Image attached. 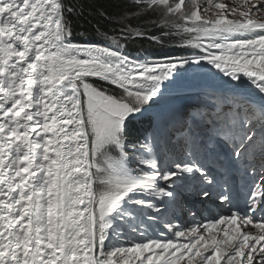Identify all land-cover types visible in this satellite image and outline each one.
<instances>
[{
    "label": "snow or ice",
    "instance_id": "6c2138e0",
    "mask_svg": "<svg viewBox=\"0 0 264 264\" xmlns=\"http://www.w3.org/2000/svg\"><path fill=\"white\" fill-rule=\"evenodd\" d=\"M121 2L0 0V264H264V0ZM89 17L118 31L74 43ZM136 39L196 52L133 58ZM194 69L232 94L162 119ZM192 181L230 214L173 225Z\"/></svg>",
    "mask_w": 264,
    "mask_h": 264
},
{
    "label": "rangeland",
    "instance_id": "374dc122",
    "mask_svg": "<svg viewBox=\"0 0 264 264\" xmlns=\"http://www.w3.org/2000/svg\"><path fill=\"white\" fill-rule=\"evenodd\" d=\"M221 85L219 74H215V70H213V72L199 69L190 70L189 72L182 74L181 77L170 86L167 92V95H180L182 97L175 101L165 100L162 102L160 109L162 111L166 110L173 112L174 108H180L183 106V101L186 98L185 96L197 93V91H218L221 90ZM216 97L219 99L220 96L216 95ZM225 97H223V99ZM223 99H221L220 102ZM184 108L188 111L187 115H192L188 107Z\"/></svg>",
    "mask_w": 264,
    "mask_h": 264
},
{
    "label": "trees",
    "instance_id": "16d2710c",
    "mask_svg": "<svg viewBox=\"0 0 264 264\" xmlns=\"http://www.w3.org/2000/svg\"><path fill=\"white\" fill-rule=\"evenodd\" d=\"M92 3H94L97 6H103L107 8L109 14H115L117 13L120 8H122V2L121 0H92ZM119 5V7H118ZM89 19H92V24H84V27H80L79 24L83 23V21H79L75 28H74V41L76 42H82V38L86 37L85 39L89 40H98V38H104L103 36L101 37V34L103 31L106 29H112L116 28L118 31L119 26L116 24H106L101 22L99 24V31H97L96 27H93V25L97 24V20L93 19L92 17H89ZM133 24H136L137 22L134 20L132 21ZM81 32H86V36H81ZM111 34V33H110ZM154 44L146 39H136L134 41H130L128 43V49L131 51H138V50H147V49H153ZM172 45L167 42L166 47L164 49H156L153 50V55L159 56L162 52H168L170 49H172ZM179 52H183L182 50H179ZM175 54V52L173 53ZM149 117L144 118V126L147 127Z\"/></svg>",
    "mask_w": 264,
    "mask_h": 264
},
{
    "label": "bare ground",
    "instance_id": "6f19581e",
    "mask_svg": "<svg viewBox=\"0 0 264 264\" xmlns=\"http://www.w3.org/2000/svg\"><path fill=\"white\" fill-rule=\"evenodd\" d=\"M195 52H196V50H193L192 49V54H195ZM174 55H186V54H185V52H181L180 53V52H177L176 51ZM221 78H222V80H223V82L225 84V89L231 93V91L229 90V86L225 83V81L227 80V78L226 77H223L222 74H221ZM241 92H242V95H244L248 99H251L253 101L259 102V97L252 94V92H254V90H241Z\"/></svg>",
    "mask_w": 264,
    "mask_h": 264
}]
</instances>
